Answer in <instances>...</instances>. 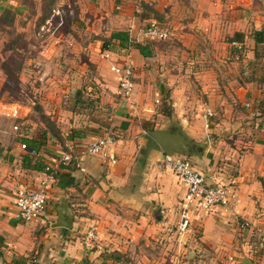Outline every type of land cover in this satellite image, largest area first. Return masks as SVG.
<instances>
[{"label": "crops", "instance_id": "0c3cea01", "mask_svg": "<svg viewBox=\"0 0 264 264\" xmlns=\"http://www.w3.org/2000/svg\"><path fill=\"white\" fill-rule=\"evenodd\" d=\"M55 4L69 9L65 40L73 52L96 56L101 86L110 91L118 86L110 64L99 59L102 51L133 67L137 111L123 98L105 100L111 107L105 109L106 126L117 134L107 156L84 157V172L62 168L44 215L24 223L14 218L16 190L32 188L45 164L64 153H81L107 129L87 116L82 129L81 114L60 109L55 98L60 85L40 98L46 117L37 124L27 108L0 103V264H165L167 259L170 264H264V57L254 39L255 32L264 31V0H0V28L29 32L37 43L35 28ZM151 21L171 29L168 40L144 37ZM117 33L126 34L128 42L109 40ZM60 38L37 58L58 57L54 47ZM135 43L147 46L150 56L143 57ZM164 102L170 110H162ZM190 107L203 108L193 120L185 114ZM204 109L212 112L210 118H204ZM5 111L16 116L7 118ZM155 118L180 125L194 142L206 144L201 157H186L198 172L235 189L227 207L195 214L181 239L175 227L186 188L163 167L165 154L144 130L143 123ZM19 122L37 130L14 132ZM24 144H33L37 155ZM65 213L72 216L71 227H54Z\"/></svg>", "mask_w": 264, "mask_h": 264}, {"label": "rangeland", "instance_id": "374dc122", "mask_svg": "<svg viewBox=\"0 0 264 264\" xmlns=\"http://www.w3.org/2000/svg\"><path fill=\"white\" fill-rule=\"evenodd\" d=\"M65 10L69 12V9ZM22 21V13H18L16 24L21 26ZM68 22L69 19H66V26L58 37L60 38L61 36L62 41L54 47L55 49H60V55L58 57L52 55L50 59L43 57L42 54V56L38 55L39 58H37L36 55L40 54L42 50L39 49L38 43L30 39L29 32H17L15 27L9 29L0 28V103H15L23 108H27L30 110L28 114L29 120L32 119L33 121L34 119L36 120L35 124H37L39 119L42 120V118L46 117L45 115H42V109L38 104L40 98L47 99L48 96H46V93L50 88H52L53 85H60L62 90H60L57 94L58 96L55 97L58 100V106L60 109H70L73 112L81 114L82 117H80L78 124L82 129H84L82 123L84 122L83 117L87 116L90 121L93 120L100 126L106 127L107 130L105 131L103 129L105 132L102 136L109 135L115 138L117 135L115 131L110 128V125L106 126V124L109 123L107 121L109 117H106V114L108 115L110 112L105 111V109L110 110L111 107L110 105L105 104V100L108 99L113 102H119L122 100L117 94V83L115 91H110L108 87L101 86L102 83H105L102 81L100 71H98L96 56L93 54L86 55V52L84 54L79 50H77V53L73 52V47L68 44L70 40H65V36L68 34L67 31L69 29ZM31 27L32 25L29 28ZM167 28L171 33V29L169 27ZM160 43L161 44L158 46L162 47L165 42ZM101 46L103 45L101 44ZM101 53L103 59L98 57L100 61H107L106 63L108 65L110 64V66L111 64H117L113 59L112 52L102 51ZM104 53H109L111 55L110 60L104 58ZM75 56H77V58H75ZM32 57L33 60H36L35 64L32 62L33 66L29 64V59ZM23 64V67H25L26 70V73L23 72L24 79H22ZM17 70H19V72H17ZM10 73L13 76H9ZM27 76L30 77L27 78ZM67 91L71 93L70 97L67 96L69 101L68 104L64 103ZM76 95H80L81 100L77 101ZM163 100L164 99H162V101ZM153 102L154 101L152 100L151 103ZM202 109L203 108L190 107L186 110L185 114H189L193 120ZM162 110H170L169 105L164 102ZM143 124H145L146 128L151 130H159V128L173 126L172 123L169 125L168 123L166 124V120L162 118L159 120L158 118H155L153 121L150 120V122H144ZM34 126L35 125L31 126L29 124L21 125L19 131L21 133H31ZM36 130L37 128L35 126L34 131ZM257 241L258 240H256V242ZM151 253L156 258L160 256L159 250L153 249ZM167 260L168 261L165 264H170L169 259Z\"/></svg>", "mask_w": 264, "mask_h": 264}, {"label": "built area", "instance_id": "2783aa9c", "mask_svg": "<svg viewBox=\"0 0 264 264\" xmlns=\"http://www.w3.org/2000/svg\"><path fill=\"white\" fill-rule=\"evenodd\" d=\"M67 14L62 5L55 4L51 7L48 17L35 28L34 38L42 48V53H45V48L51 42L58 39L65 28ZM143 34L149 40L159 41L168 40L171 36L170 30L156 21L149 22ZM262 50L264 57V43ZM103 56L106 60L111 58L109 53H104ZM110 70L117 77V94L124 100L129 101L133 111H137V102L134 100L135 84L131 65L128 62L117 63L116 65L111 64ZM67 100L68 97L66 95L65 101L67 102ZM1 105L3 104L1 103ZM2 113L7 118L16 116L10 115L7 111ZM202 113L206 119L212 116V112L209 109H204ZM20 126V122L14 124L12 126L13 131H19ZM113 142L114 138L109 135L98 137L92 140L81 153L74 154V156L70 153H64L45 164L41 180L37 181L32 188L19 187L16 190L13 202L14 218L24 223L38 221L45 213L52 185L55 183L62 168L71 166L84 172L82 159L87 156L105 158L107 156L106 152ZM23 147L25 148L24 145ZM30 154L37 155L35 151H30ZM111 160L114 163V159L111 158ZM161 164L164 168L172 171L186 188V193L179 202V219L175 227V233L179 239L189 232L191 221L195 214L211 215L217 208L227 207L235 197V189L231 185L211 180L198 172L191 164V161L184 155H165ZM88 237L92 239L93 234H89Z\"/></svg>", "mask_w": 264, "mask_h": 264}, {"label": "water", "instance_id": "95a60500", "mask_svg": "<svg viewBox=\"0 0 264 264\" xmlns=\"http://www.w3.org/2000/svg\"><path fill=\"white\" fill-rule=\"evenodd\" d=\"M147 134L156 142L161 152L167 156L178 154L194 158L201 157L207 147L204 143L194 142L177 124L166 130L148 131ZM71 223L72 216L65 213L59 214L58 220L53 226L70 228Z\"/></svg>", "mask_w": 264, "mask_h": 264}, {"label": "trees", "instance_id": "16d2710c", "mask_svg": "<svg viewBox=\"0 0 264 264\" xmlns=\"http://www.w3.org/2000/svg\"><path fill=\"white\" fill-rule=\"evenodd\" d=\"M141 6L145 9V10H147V5H145V4H141ZM5 16H6V23L7 24H11V13H9V12H5ZM157 22V21H156ZM159 23V22H158ZM159 24H161V23H159ZM66 26V25H65ZM263 36H264V31L262 30V31H260V32H255L254 33V39H255V43L256 44H261L262 45V47H263V43H264V40H262V38H263ZM115 39H119L120 40V42H121V44H123L124 42L125 43H127L128 42V38L126 37V34H124V33H117V34H112L111 35V37H110V39L109 40H115ZM103 46H102V48L103 49H106L107 48V46H108V42L106 43V42H103V44H102ZM134 48L136 49V50H138L139 51V53L143 56V57H149L150 56V53L149 52H147L146 50H147V46H143V45H140V44H137V43H135L134 45ZM108 49V48H107ZM263 51V50H262ZM261 55H262V53H261ZM17 72H19V70H17ZM9 76H13L11 73L9 74ZM66 102V101H65ZM64 102V103H65ZM167 113V112H166ZM143 126H144V130L146 131V132H148V131H151V129H148V128H146L145 127V124H143ZM24 146H25V148H26V150H28V151H35V146L32 144V145H29V144H24Z\"/></svg>", "mask_w": 264, "mask_h": 264}]
</instances>
